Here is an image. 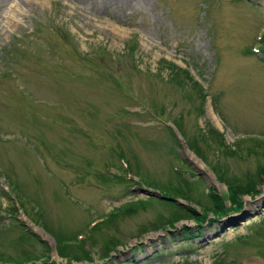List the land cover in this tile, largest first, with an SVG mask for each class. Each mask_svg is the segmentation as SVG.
Returning <instances> with one entry per match:
<instances>
[{
	"label": "rangeland",
	"instance_id": "374dc122",
	"mask_svg": "<svg viewBox=\"0 0 264 264\" xmlns=\"http://www.w3.org/2000/svg\"><path fill=\"white\" fill-rule=\"evenodd\" d=\"M262 38L264 0H0V264H264Z\"/></svg>",
	"mask_w": 264,
	"mask_h": 264
},
{
	"label": "trees",
	"instance_id": "16d2710c",
	"mask_svg": "<svg viewBox=\"0 0 264 264\" xmlns=\"http://www.w3.org/2000/svg\"><path fill=\"white\" fill-rule=\"evenodd\" d=\"M262 40L264 41V39L262 38ZM184 75H186V74H184ZM180 78H182V77H180ZM186 78V77H185ZM186 79H190L189 77H187ZM182 81V80H181ZM193 85H194V91H193V93H191L190 94V97H189V99L192 101V100H194V101H197L198 102V107H197V110L200 112L201 110H202V107H203V104L205 103V101H206V97H207V93L206 92H204V90L203 89H201V87L198 85V84H195L194 82H193ZM191 88H193V87H191ZM210 133H211V135H212V138L214 137V141H216V144H218V146L220 147V148H223L224 147V149L226 150V149H228L227 147L228 146H225V143H224V141H223V138H222V136L220 135V133H218L217 131H214V130H210ZM201 139H203L204 141H206V140H208V138L206 137H204V136H201ZM260 174L261 175H263L264 174V167H262V169L260 170ZM177 175L178 176H181V173L179 172V173H177ZM182 177V176H181ZM182 179H185V178H183L182 177ZM117 181H119V179L117 180ZM186 181V180H185ZM252 181H255V180H249V181H247V182H245V183H241L240 181H232V183L230 184L231 185V190H235L234 188H238V187H240V188H244V190H242V191H244V193H248L249 191H250V189H251V184H249L250 182H252ZM186 183H188V182H186ZM189 184V183H188ZM174 189H175V187H174ZM166 191H168V189H166ZM242 191H239V192H242ZM174 192L177 194V195H180L179 194V192L178 191H175L174 190ZM211 199L213 198V196L210 194V196H209ZM172 204V203H171ZM240 206V205H239ZM171 208L172 209H175L176 211L175 212H173L172 213V215H171V217L168 219V222H169V226H172L173 225V223L175 222V221H177V220H179L180 218H183V217H188V215H189V210H187V209H184L183 207H180V206H177V205H174V204H172L171 205ZM222 209V208H221ZM135 210L136 209H129V210H126V212H129V213H135ZM117 214H115L114 216H116ZM113 216V217H114ZM170 220V221H169ZM103 222V221H102ZM102 222H100V223H102ZM197 225H201V224H199V222H198V224ZM111 243H107L106 245H110ZM83 254H85L84 253V251L82 252Z\"/></svg>",
	"mask_w": 264,
	"mask_h": 264
},
{
	"label": "water",
	"instance_id": "95a60500",
	"mask_svg": "<svg viewBox=\"0 0 264 264\" xmlns=\"http://www.w3.org/2000/svg\"><path fill=\"white\" fill-rule=\"evenodd\" d=\"M152 195L155 196L156 198L167 199V198L163 197L162 195H160V194H158V193H153ZM168 200H172V199H168ZM172 201H174V200H172ZM174 202H175V201H174ZM175 203H177V202H175Z\"/></svg>",
	"mask_w": 264,
	"mask_h": 264
}]
</instances>
